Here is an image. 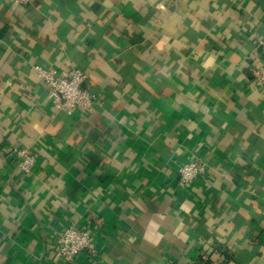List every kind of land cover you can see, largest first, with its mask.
Here are the masks:
<instances>
[{
    "label": "crops",
    "instance_id": "0c3cea01",
    "mask_svg": "<svg viewBox=\"0 0 264 264\" xmlns=\"http://www.w3.org/2000/svg\"><path fill=\"white\" fill-rule=\"evenodd\" d=\"M262 45L264 0H0V264H264ZM34 64L98 103L55 111Z\"/></svg>",
    "mask_w": 264,
    "mask_h": 264
},
{
    "label": "built area",
    "instance_id": "2783aa9c",
    "mask_svg": "<svg viewBox=\"0 0 264 264\" xmlns=\"http://www.w3.org/2000/svg\"><path fill=\"white\" fill-rule=\"evenodd\" d=\"M13 4L27 6L31 0H11ZM36 76L44 84L47 95L55 111L67 115L73 111L92 110L99 101V95L83 86L85 73L77 67H72L66 74H59L52 67L33 65ZM253 84L264 99V45L261 46L259 63L252 70ZM15 158L20 176L29 175L35 163V155L23 148H14ZM205 163L199 158H193L181 163L176 169L179 184L183 188L190 187L204 175ZM264 222V213H263ZM57 251L65 260L72 261L83 252L93 253L91 238L73 226L63 228L56 239Z\"/></svg>",
    "mask_w": 264,
    "mask_h": 264
}]
</instances>
